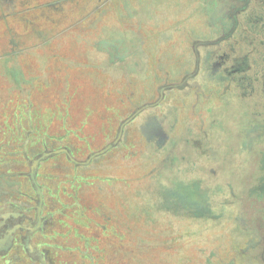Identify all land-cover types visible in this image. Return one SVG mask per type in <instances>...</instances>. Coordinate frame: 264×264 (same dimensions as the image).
Here are the masks:
<instances>
[{
  "label": "rangeland",
  "instance_id": "rangeland-1",
  "mask_svg": "<svg viewBox=\"0 0 264 264\" xmlns=\"http://www.w3.org/2000/svg\"><path fill=\"white\" fill-rule=\"evenodd\" d=\"M101 2L53 11L80 25L5 64L23 263L26 240L38 264H264V0Z\"/></svg>",
  "mask_w": 264,
  "mask_h": 264
},
{
  "label": "crops",
  "instance_id": "crops-1",
  "mask_svg": "<svg viewBox=\"0 0 264 264\" xmlns=\"http://www.w3.org/2000/svg\"><path fill=\"white\" fill-rule=\"evenodd\" d=\"M101 1L102 0H97V3L93 1L90 3L93 5L89 3V5H86L85 2L81 3L77 0H0V90L4 91L11 89L14 91L16 88H21V86L15 87L12 84L13 80L12 77L10 78V75L17 77L20 73L17 71L18 69L5 65L7 59L9 60L15 57L20 58L29 51L32 53L39 52L38 48H48L43 46H49L51 42L56 39L57 36L53 34L54 30H60L64 26L70 27L74 25L73 27H77L80 25V22L76 24L78 20L77 16L71 19L67 17L66 21L59 19L54 22L53 11L96 9L101 5ZM75 4L78 5L74 6ZM253 4L252 0L248 12L253 15V18H258L260 17L258 15H261V13H259V9L256 7L257 5L255 6ZM37 12H39L38 14L44 13L43 15H48L51 18L49 26L48 23L39 24V22H37ZM250 13H248L249 16ZM43 25H45V27L42 28L41 26ZM47 35L49 38H45ZM7 40L13 43L12 50L10 51H7ZM10 68L12 69L8 71ZM18 79L20 81V76ZM72 80L73 79H70V81ZM56 81L57 83L59 82L58 77ZM9 84H11L12 87ZM5 103V96H0V106L3 104L4 107L6 105ZM2 110L6 109L2 108Z\"/></svg>",
  "mask_w": 264,
  "mask_h": 264
},
{
  "label": "flooded vegetation",
  "instance_id": "flooded-vegetation-1",
  "mask_svg": "<svg viewBox=\"0 0 264 264\" xmlns=\"http://www.w3.org/2000/svg\"><path fill=\"white\" fill-rule=\"evenodd\" d=\"M233 1L235 2L238 0H233ZM251 1L252 0H239L238 4H240L241 2V5L236 7L237 12H239L238 14L241 13L240 15L244 17L248 12V8H249ZM235 17L237 18V16ZM235 17L233 18L234 21L236 20ZM247 17L253 18V15L250 13V16L248 15ZM237 21H238V18H237ZM263 90H264V83H263ZM3 198L4 197L0 195V199L2 200ZM5 208H6L5 205H0V264H24L23 259L19 256V251L23 250L22 246H20L17 242H15V239H16L15 236L17 234L16 228L20 227V225L19 224H16V226L6 225L7 220L10 218V215H9V212H7ZM23 245L25 247L24 250L26 253L25 252H24L25 254L23 252L22 253L25 257V260L28 261L27 264H38L39 263L38 258L36 256H33L31 252L29 253V250H28L29 243H27L26 240H24Z\"/></svg>",
  "mask_w": 264,
  "mask_h": 264
}]
</instances>
